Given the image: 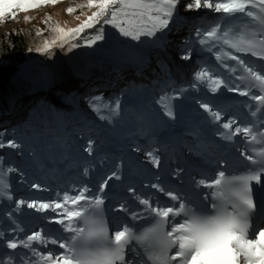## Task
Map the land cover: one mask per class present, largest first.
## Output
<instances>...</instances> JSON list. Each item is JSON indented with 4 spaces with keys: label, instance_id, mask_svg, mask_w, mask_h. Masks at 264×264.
Here are the masks:
<instances>
[{
    "label": "rangeland",
    "instance_id": "rangeland-1",
    "mask_svg": "<svg viewBox=\"0 0 264 264\" xmlns=\"http://www.w3.org/2000/svg\"><path fill=\"white\" fill-rule=\"evenodd\" d=\"M189 4L193 5L191 9L188 7ZM201 4L203 5V0H201ZM87 5L88 0H56L55 3H48L26 12L16 10L15 18L9 15L4 21H0V38L12 32L23 31L34 24L44 26L47 30H53L57 25L65 30L76 28L88 16L97 11L96 8H90ZM69 8L74 10L69 13ZM26 17L28 19H25ZM223 17V13L214 12L209 8L203 6L196 8L195 0H178L168 27L158 31L155 37H142L140 41H134L130 37L122 36L119 30L111 24L98 23L94 24L93 28L85 29L84 32L75 37H67L68 43H65L63 47L59 46L61 42L57 40V44L50 49L55 52L48 58H45V55H40V57L45 59L44 63L49 67L47 71L55 72L56 69L61 70L66 67L68 69L72 68L71 70L74 69L75 74L79 75H75L78 81H74L75 76L71 77V75L64 76L62 81L60 79L58 88L61 90L77 88L78 86L84 87L86 77L83 64L106 59L122 66L127 71L122 74V79L126 81L134 80L136 86L140 87L144 93L132 92L126 95L129 96L128 104H132L139 109L140 116L137 124L140 125L135 131L130 129V126L126 127L130 130H126L128 133H126L125 137L121 133L123 130H121L122 128L117 124L115 118L106 112L105 106H102L99 111L88 110V113L102 131L101 136L104 138L105 151L109 150L111 152V147H113L114 153H106L105 151L100 153L95 150L89 153L86 151L89 144L85 142L87 140L85 138L84 149L77 146V152L73 153L74 155L72 153H69L70 156L65 155L61 162L57 158H52L54 162L52 167L47 165L48 160H43L41 166H48L47 169L36 167L34 171H30V174L33 175L31 178L21 175L18 177L16 173H12L9 169L4 171L0 163V234H2L0 235V256L3 261L14 259V256L9 255L10 251L7 247L9 242L21 243L22 245V241H26L27 236L32 235L34 232H40L42 238L50 241L52 238L45 234L52 229L53 224H57L55 222L56 219L62 218V214L70 210V204L72 210L79 206V204L73 205L71 200L66 202L64 200L65 193L69 197H74L79 195L85 188L88 191L93 189L97 194L101 193L99 186L104 180L112 176L113 172L118 175L122 174V154L128 158V161H131V165L137 162V167H139V161L142 165L145 164L139 170L132 169L135 171V177L131 179L129 184L131 191L136 192V195L158 196L157 190L151 188V185L159 183L162 186V181L165 178L172 180L176 176V171L179 170L172 166L174 162L171 159L167 163L165 175H154L157 164H148V162L158 150L156 135L159 131L155 132V128H159V130L165 128L167 127V122H169L179 128L189 126V128L185 129L187 132L190 129L195 130L191 133H196L193 134L196 138L195 140L190 138L189 143L191 145L184 154V160L189 163V167L193 165L194 168L198 165L197 161L202 157L201 154H195V151L201 147V134L194 128L197 124L201 123L202 128L212 124L215 128L227 131L228 134H232L236 127H244L246 121L244 123L239 121L244 118V114L238 113L235 108L238 104L233 101L234 95L238 92H228L223 85L218 91L212 92L207 76L204 78L203 83L196 79L197 72L208 70L207 73L213 79L219 78L229 85H239L240 90L243 86L245 87V83L237 79V76L243 74L242 69L236 66L234 61L224 58L223 63L236 66L237 72L232 73L228 70L226 74H221L222 72L219 71L220 69L217 68V65L223 64L215 59L217 49L209 51L208 47L200 45L196 33L198 30L208 29L209 26L216 23L222 26L232 23L242 30L243 25L247 24L249 31H256L261 35H264V33H262L260 26L252 22L250 18L241 16L239 20L226 22ZM100 19L102 21L104 18ZM144 23L147 27H151L146 18ZM101 27L103 28L104 39L88 46L86 40L96 35L97 29ZM176 39H184L183 41L188 43L184 46L182 45L175 57L174 52L170 53L174 58L173 60L170 56L167 57V61L162 58L160 61L155 62L153 58H158L160 55L163 56L167 52L163 41L168 40L170 41L169 44H174ZM77 43L79 44L78 47L69 50L71 44ZM223 47L228 50L227 46ZM136 49L149 52L152 55L150 56L149 54L150 59L152 58L151 62L147 61L146 64H139V50ZM234 54L242 56L251 66L257 69L264 66V61L259 60L257 57H252L250 54ZM186 55L190 58H183ZM29 60L26 59L25 62ZM34 67L45 68L42 61L37 62ZM35 75L38 80H42V73H35ZM156 85L161 87L162 95L155 104L160 107L162 113L156 109L154 104L146 102V94L148 92L152 94V90L149 91L147 87H156ZM195 87L200 93H198V96L189 97L188 93ZM99 90L95 89L96 92H99ZM45 93L48 94L49 91ZM227 95L229 97L225 100ZM27 99L29 100L31 97ZM222 101L223 104H220ZM202 103L208 104L213 111H219L221 120L214 121L211 114L200 107ZM247 105L248 103H243L242 106L238 105V108L243 109ZM167 109H171L174 113V118L165 116ZM183 111L188 113L191 119H187L188 117L186 118ZM235 113L238 115L234 116ZM101 116L108 117V119H101ZM192 117L196 118L200 123H197L198 121L194 122ZM141 120L144 121L143 124L140 122ZM228 120H234L235 124H233L231 129H223L222 124ZM154 123L155 128H152ZM131 124L133 125L134 122ZM88 134H90V131H88ZM73 135L74 133L71 131L67 134L69 138H72ZM239 135H235V137ZM92 140V149H98L100 142L97 139ZM192 146L193 148H191ZM149 152L152 153V156L148 155ZM97 156L98 158H96ZM42 157H44V154H42ZM67 158H69L68 161ZM58 159L60 160V158ZM156 159L160 164V160ZM12 160L14 163L19 161V159L17 160V155L12 156ZM22 160L24 161L25 159ZM206 168L208 169L209 165ZM152 169L155 172L151 176H146L145 173H149ZM112 179H115V177ZM111 180H108V182ZM88 184H95V188L89 187ZM86 192L84 191V194ZM20 201L24 203L21 204ZM29 203H35L36 207L28 208L27 205ZM57 203L64 205V207L56 208L55 205ZM41 204H48L51 207L40 209L39 206ZM66 222L67 220H65ZM31 243L39 245L40 241L37 240ZM19 253H21V257L24 256L22 251Z\"/></svg>",
    "mask_w": 264,
    "mask_h": 264
},
{
    "label": "snow or ice",
    "instance_id": "snow-or-ice-1",
    "mask_svg": "<svg viewBox=\"0 0 264 264\" xmlns=\"http://www.w3.org/2000/svg\"><path fill=\"white\" fill-rule=\"evenodd\" d=\"M55 2L56 0H0V21H4L9 15L15 18L16 10L26 12ZM177 3L178 0H88L87 6L96 8L97 11L76 28L65 30L57 25L54 29L58 34L56 38L51 42L45 41L43 46L38 47L36 51L51 55L49 49L57 44V40L61 42L59 46L63 47L65 43H68L67 37H75L98 23L111 24L119 30L122 36L130 37L134 41H140L142 37H155L158 31L168 27ZM201 6L217 13H223L226 22L239 20L241 16L250 18L264 31V0H203V5L201 0H195V7L200 8ZM188 7L191 9L193 5L189 4ZM73 10L69 8L68 12L71 13ZM102 17L104 19L101 21ZM145 18L151 27L145 25ZM196 35L200 45L208 47L209 51L217 49L215 59L230 72L236 73V66L242 69L243 74L237 76L238 80H247L249 88H259L264 93V66L257 69L242 56L234 54H250L264 61V35L249 31L247 24L243 25L242 30L232 23H227L225 26L212 25L208 29L198 30ZM102 39L104 35L101 27L97 29L96 35L86 40V43L91 46ZM78 46V43L71 44L69 50ZM223 46H227L228 50H225ZM183 58L190 57L186 55ZM224 58L234 61L236 66L223 63ZM206 76L212 92L218 91L223 85L228 92L235 91L242 96L250 95L251 100L258 101L259 105L264 106V94L252 93L249 90L242 91L239 85H229L219 78L213 79L206 70L196 73V79L201 83L204 82ZM200 107L210 113L214 121L221 120V113L213 111L208 104L202 103ZM119 108V102H116L111 112L116 114ZM96 110L99 111L98 108ZM165 114L174 118L171 109H167ZM252 115L255 116L256 112L254 111ZM101 119H108V117L101 116ZM233 124H235L234 120H228L222 124V127L231 129ZM241 132L246 137L250 136L253 141L257 139L252 135V129L249 127H236L232 134L225 135L223 138L231 140L233 136ZM91 145L92 142L89 141L86 149L89 153L92 151ZM4 147L15 149L20 145L13 140L8 141L7 144L0 142V149ZM148 155L152 156V153L149 152ZM257 155L260 157L259 161L253 160L251 154L246 155V159L252 161L256 167H252L250 171L246 168V175L233 178L236 190L230 202L231 211L228 210L227 205H220L213 200L214 193L211 191L207 195L204 192H197L199 200L197 202L187 195L182 196L179 192L162 187L159 183H153L151 188L156 189L158 193H163L170 200H157L150 203L151 197L141 198L136 195L139 205L144 206L142 212L138 213L134 210L130 212L127 204H121L120 207L125 217L131 215L132 221H137L144 215L153 219L159 218L155 220V226L149 228L143 236H138L133 233L132 228L135 225L131 223L122 230L120 225H113V236L110 238L102 210H100L104 199L99 195H90L88 199L94 215L83 217L85 224L89 226L87 232L85 228L73 226L74 218H81L82 212L68 210L62 214V218L55 221L62 226L59 230L60 234L55 238L49 241L42 238L40 232H34L27 236L26 241H22L23 248L31 252L27 264H40V261L43 264H149V261L151 264H264V223H259L257 220V209H259L260 219H264V201L254 203L253 189L250 186V182L255 181L264 188V179H262L264 150L259 151ZM153 163L158 165L159 161L153 157ZM217 163L219 165V162ZM227 171L228 169H219V177H225ZM113 177L120 179L119 175L113 172L112 176L99 186L101 193L108 185V180ZM193 183L197 188L204 186L205 189L210 190L214 185H219L221 179L213 177L209 183H206L205 179ZM84 191L88 189L85 188L74 197H69L65 193L64 200L66 202L71 200L73 205H78L81 200L85 199ZM20 203L24 202L20 201ZM208 203L211 204V209ZM27 207L34 208L36 205L29 203ZM39 207L48 209L51 206L41 204ZM55 207L62 208L64 205L57 203ZM166 225L169 226L167 230ZM65 232L71 235H63ZM149 236L155 243L145 258V252L148 249L142 248L137 243H131V241H141ZM37 240L40 241L39 245L31 243ZM61 241H69V243ZM7 247L16 249L17 244L9 242ZM27 255L28 253H25V256ZM20 264H25V261L20 259Z\"/></svg>",
    "mask_w": 264,
    "mask_h": 264
},
{
    "label": "trees",
    "instance_id": "trees-1",
    "mask_svg": "<svg viewBox=\"0 0 264 264\" xmlns=\"http://www.w3.org/2000/svg\"><path fill=\"white\" fill-rule=\"evenodd\" d=\"M57 35L54 29L47 30L44 26L34 24L23 31L12 32L0 38V142L7 144L13 140L20 145L15 149H0V163L4 171L12 169L11 172L16 173L18 177L26 176V173L33 170L35 161L41 162L36 153L38 148L42 149L48 159L53 149H58L56 156L61 160L67 149H75L76 142L82 145V148L85 147L86 137L88 144L92 139L102 142V132L88 114V110L97 111V108L105 106L106 112L115 118L125 136L126 127L132 122H137L140 116L139 109L128 104L129 96L126 95L132 92L142 94L141 88L136 86L134 80L122 79V74L127 71L106 59L83 64L86 77L84 87L59 89L60 81L66 75L75 74L74 69L63 67L55 72L47 71L49 67L44 63L45 59L38 55H45V58L50 55L36 51L45 41L51 42ZM179 40L176 39L174 44H169L168 40L163 41L165 49L174 52V57L182 45L188 43L183 41L184 39ZM136 50H139V64L151 62L152 55L149 52ZM50 52L52 55L55 51ZM162 58L160 55L153 59L157 62ZM26 59L30 60L25 62ZM39 61H42L45 68L34 67ZM164 71L166 72L165 68ZM35 73H42V80H38ZM95 89L100 90L96 92ZM147 89L152 90L150 101L159 109L155 103L162 95L160 86H149ZM46 91L49 93H45ZM192 91L197 93L195 89ZM28 97L31 99L28 100ZM116 102H119L120 108L113 114L111 109L115 107ZM134 128L137 129V126ZM67 131L74 133V136L69 138ZM100 148H104V145L101 144ZM14 155L19 159L15 163L12 160ZM21 172L22 174H19Z\"/></svg>",
    "mask_w": 264,
    "mask_h": 264
},
{
    "label": "bare ground",
    "instance_id": "bare-ground-1",
    "mask_svg": "<svg viewBox=\"0 0 264 264\" xmlns=\"http://www.w3.org/2000/svg\"><path fill=\"white\" fill-rule=\"evenodd\" d=\"M262 33H264V31H262ZM221 66H223V65H221ZM245 81H247V80H245ZM247 82H249V81H247ZM250 88L248 87L247 89H243V88H241V90L243 91V90H249ZM257 90L256 91H254V92H252V93H256V94H264V93H262L261 91H260V89L259 88H256ZM247 100V101H250L251 100V96L249 95V96H242V95H239V97H238V100ZM253 101V100H252ZM253 103V107H251L249 110H246L245 111V113H250V117H252V119H254V122H255V124H254V127L253 126H250V125H248L249 126V128L251 129L252 128V135H254V136H256L257 137V139L255 140V142L256 143H258V144H260L261 145V147H264V116L262 117V118H260L259 117V115H257L260 111H262V113H264V110H262V109H264V106H261V105H259V102L258 101H253L252 102ZM256 112V115L255 116H253L252 115V113L253 112ZM186 116V118L187 119H191L190 118V116H188V115H185ZM194 122H197L198 120H193ZM141 122V121H140ZM139 123V122H138ZM142 124H143V122H142ZM134 125L135 126H137V129H138V125H140V124H137V122H134V124L132 125V124H129V126H130V129H132V130H137V129H135L134 128ZM247 127V126H246ZM152 128H155V123L153 124V126H152ZM254 128V129H253ZM158 129H156L155 128V132L157 131ZM159 133L157 132V137L159 138V136L160 135H158ZM82 145H80V147H81ZM41 148V147H40ZM58 152V149H53V153L51 154V157L48 159L46 156H45V154L42 152V149H37V151H36V153H37V155H38V159L40 160V161H42V160H48V161H51L52 160V158H56V153ZM42 154H44V157H42ZM54 156V157H53ZM46 158V159H45ZM85 198H89V196H86ZM131 243H133V242H131ZM17 247H20V246H17ZM17 252H19V249L18 248H16L15 249V251H14V253H17Z\"/></svg>",
    "mask_w": 264,
    "mask_h": 264
},
{
    "label": "water",
    "instance_id": "water-1",
    "mask_svg": "<svg viewBox=\"0 0 264 264\" xmlns=\"http://www.w3.org/2000/svg\"><path fill=\"white\" fill-rule=\"evenodd\" d=\"M49 51H51V50H49ZM38 56H40V55H38Z\"/></svg>",
    "mask_w": 264,
    "mask_h": 264
}]
</instances>
